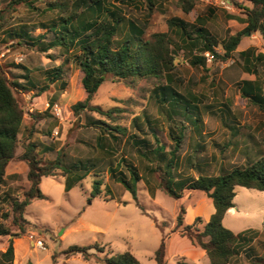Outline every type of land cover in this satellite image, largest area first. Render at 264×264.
<instances>
[{
  "label": "rangeland",
  "instance_id": "374dc122",
  "mask_svg": "<svg viewBox=\"0 0 264 264\" xmlns=\"http://www.w3.org/2000/svg\"><path fill=\"white\" fill-rule=\"evenodd\" d=\"M8 1L0 0V8ZM228 1L230 7L225 9L213 5V0H194L193 9L184 14L178 5L179 0H154V11L150 16L141 3L125 8V13L138 22L147 20L146 38L156 32H168L167 20L177 17L196 27L202 26L210 38L218 43L229 34L243 31L245 27V23L239 19L243 18L241 12L247 2ZM36 6L43 8L41 3ZM197 16L203 20V24L195 21ZM50 18L48 12L28 11L19 6L6 28L13 26L17 30L19 24H27L30 35L36 37L43 33L38 22ZM7 32L0 33V65L10 80L29 87L23 79V75L28 74L29 81L35 86L29 92L19 90L18 96L25 111L20 140H24L30 126H33L31 137L37 145L38 157L43 162H51L59 152L63 166L69 169V177L73 178L74 174L80 177L70 187L66 185V176L61 175L59 170L54 176L41 179L39 189L45 198L33 200L24 210L23 216L30 225L17 238L20 240L15 247L16 261L19 264H103L95 258L85 261L79 255L66 260L61 254L71 246L97 245L101 251L97 248L90 251L100 259L129 249L139 264H155L154 251L162 234L174 228L178 206L183 205L186 209L200 198L205 199L203 209L211 203L199 191L185 192L179 200L168 196L158 187L160 172H151L150 167L147 168L150 162H147L144 153L138 155L137 151L144 150L145 146L135 142L142 138L148 140L150 147H154L156 136L165 145L166 152L171 148L168 125L153 99L156 81H106L90 104L102 111L113 110L111 118L88 111L74 115L72 106L86 97L80 82V70L70 62L65 63L61 78L37 95V90L47 81L46 72L59 66L65 56L58 49L42 53L36 46L12 45L16 38L8 37ZM247 32H244L236 50L241 48L243 42L254 48L255 54H264V42L259 35H247ZM169 35L175 42H180L175 31L169 30ZM48 40L49 35L44 42ZM201 48V44H197L192 55L201 53ZM213 50L220 55L219 46ZM49 54L54 59L47 57ZM190 54L186 55L182 50L175 54L173 74L182 80L181 90L183 88L197 95L201 128L197 130L191 125L187 126L179 152L183 158L179 170L196 177L242 166L256 157L260 148L256 143L261 145V149L264 148V112L247 103L237 87L240 80H253L255 76L244 71L243 59L237 51L226 61L205 59V68L190 66ZM257 71L264 94V62L257 64ZM31 116H38L35 118L39 119L34 121ZM97 120L108 126L124 128V134L96 124ZM98 125L105 131H101ZM100 136L105 138L102 142L107 144L104 147L109 152L107 155L96 147V140ZM21 152L19 143L16 154ZM188 157L194 162L192 169H187L184 163ZM117 165L126 180L130 179L131 165L138 169L141 179L137 181L132 177L130 181L135 189V198L124 188L120 175L112 176L109 169ZM16 180L17 184L9 190L4 191L0 187V191L3 190L0 192V216L10 213L11 200L23 189L22 180L19 177ZM95 182L98 184L94 185ZM234 192V207L231 213L225 214L223 225L235 235L242 236L246 243L244 250L232 259L231 264H264V191L235 187ZM196 207L201 208V205ZM200 217L204 218L202 215ZM0 222L6 226L11 224L10 217L6 221L0 217ZM156 224L162 226L163 232ZM11 230L17 231L14 227ZM9 238L0 237V249L7 246ZM37 240L42 242L43 248H36L32 244ZM190 244L186 237L171 234L166 244L167 264H178L179 260L195 264L187 255ZM196 264H209V261L205 256Z\"/></svg>",
  "mask_w": 264,
  "mask_h": 264
},
{
  "label": "trees",
  "instance_id": "16d2710c",
  "mask_svg": "<svg viewBox=\"0 0 264 264\" xmlns=\"http://www.w3.org/2000/svg\"><path fill=\"white\" fill-rule=\"evenodd\" d=\"M243 1L247 2L242 8L243 18L239 19L245 23L243 31L229 34L218 43L210 38L208 31L202 26L196 27L177 17L167 20L168 32H156L146 38L147 20L138 22L130 18L126 15L125 8L136 7L138 3H141L145 5L148 10L147 15L150 16L154 11V0H9L0 8V33L8 31L6 33L8 37H15L16 41L12 42V45L36 46L42 53L58 49L65 56L59 66L46 72L47 81L37 90V95L46 91L49 84H54L61 78L65 63L70 62L80 70L82 73L80 82L86 97L72 106L74 115L88 111L111 118L113 110L102 111L99 107L90 104L99 87L106 81L138 79L156 81L152 91L153 99L168 125L171 148L166 152L165 145L156 136H154L156 142L154 147H150L148 140L142 138L135 142L137 145L145 146L144 150L137 151L138 155L144 153L147 162H150L147 168L150 167L151 172H160L158 187L168 196L179 200L185 192L199 191L211 201L214 212L206 222L201 217H195L191 224L186 225L183 222L185 208L179 205L174 228L169 233L162 234L159 245L154 251L155 264H167L166 242L174 233L186 237L192 245L203 249L209 264H231L232 259L244 250L243 246L246 243L242 236L235 235L223 225L226 212L234 207V189L243 187L264 191V148L261 149L259 143H256V146L260 147L257 149L256 157L242 166L220 170L213 175H197L196 177L179 170L183 160L179 152L185 130L189 125L199 130L201 121L197 95L189 90L184 91L183 88L181 90L182 80L173 74L174 56L180 50L188 55L200 43L201 53L196 55L191 53L189 64L192 67L205 68V58L201 55L203 52L208 51L214 58L226 61L236 51L246 31L250 34H258L264 42V0ZM37 3H41L43 8L36 6ZM178 5L182 12L187 14L193 9L194 0H179ZM19 6L25 7L28 11L48 12L51 15L50 19L38 22L43 30L42 34L36 37L31 36L27 24H19L17 30H14L13 26L6 28ZM230 18L234 19L233 16ZM195 21L203 24L199 16L195 18ZM169 30L178 34L180 42H175L170 37ZM48 35L49 40L44 42ZM216 46H219L220 55L214 53L213 49ZM239 56L243 59L244 71L255 76L253 80L237 82L240 95L246 99L247 103L264 112V94L257 71V64L264 62V54H255L252 49H247L240 52ZM47 57L54 59L50 54ZM23 69L28 73L26 68ZM28 77V74L23 75V79L29 86L26 87L14 79L10 80L0 65V187L5 184V168L10 161H23L28 168L26 173L28 187L21 190L20 199L16 197L11 200L10 213L6 212L0 216L2 221L10 217L11 223L10 226H6L0 222V237H10L5 250L0 252V264H12L13 239L19 238L28 230L30 223L23 216L25 208L33 200L45 198L39 189L41 179L54 176L59 170L61 175L66 176V185L70 187L80 178L75 174L73 178L69 177V169L63 166L59 152L51 162H43L38 157L37 145L31 137L33 126H30L24 140H20L19 133L23 126L25 111L20 103L19 90L29 92L35 88ZM35 117L32 118L37 121L39 118ZM96 124H102L117 134H124L125 131L120 126H108L100 120H97ZM137 126L139 127L138 124ZM97 127L101 129L99 125ZM109 134L114 136L112 132ZM103 140L105 138L98 137L96 147L107 155L109 152L104 150L107 144H103ZM19 143L22 152L17 155ZM185 159L187 169H192L194 162L190 157ZM119 168L117 165L109 170L112 171V176L120 175L119 179L124 188L129 190L135 198V189L130 181L132 177L137 181L141 179L138 169L131 165L130 179L126 180L125 174ZM97 184L98 182L94 183V185ZM96 192L98 193V190ZM156 226L163 232L162 226L157 224ZM11 227L16 228L17 231L11 230ZM97 247V245L71 246L63 250L61 254L64 258L79 255L85 261L95 258L103 264H139L129 249L100 259L90 251ZM51 257L55 258L54 255ZM178 264L188 263L179 260Z\"/></svg>",
  "mask_w": 264,
  "mask_h": 264
},
{
  "label": "crops",
  "instance_id": "0c3cea01",
  "mask_svg": "<svg viewBox=\"0 0 264 264\" xmlns=\"http://www.w3.org/2000/svg\"><path fill=\"white\" fill-rule=\"evenodd\" d=\"M240 45V44H239ZM247 49H252L254 52V48H251L250 45H245L243 42L241 44V48L236 50L238 53L245 51ZM247 80V79H245ZM19 155V154H17ZM27 165L20 160H13L10 161L8 163V165L5 168V184L3 186H1V188L5 190H9L10 187H12L13 185L17 184V180L15 176H18L23 183V189L28 187V182L26 180V173H27ZM14 179V180H13ZM3 190H1L0 192L2 193ZM16 197L17 198H21L20 194L16 193ZM197 203H192L191 205H189L188 207H186L185 209V215H184V224L188 225L191 224L195 217H200L201 215L204 217L203 220L206 222L209 219V216L214 212V207L211 203H209L208 205L205 206V211H203L204 209L202 208V205L205 202L204 198H200L198 200H196ZM200 206L196 207V206ZM205 205V204H204ZM233 210V208L229 209L227 213H231ZM202 218V217H201ZM174 235H178L177 233H174ZM179 237H181L180 235H178ZM170 238V237H169ZM20 239H14L15 243L13 244V261L12 264H19L20 262L16 261V256H17V250H16V243L17 241ZM29 244H31V242H29ZM167 244V242H166ZM6 248V247H5ZM5 248H1L0 252H3L5 250ZM188 253L187 255L191 257V260L196 264L199 263V261L201 259H203L205 257V252L203 249L197 247V246H192L191 244L188 245ZM167 251V248H166ZM25 253H23L22 255L24 256ZM25 258V257H24ZM57 258V257H56ZM66 260L68 258H65ZM21 260V259H20ZM57 262V261H55Z\"/></svg>",
  "mask_w": 264,
  "mask_h": 264
},
{
  "label": "built area",
  "instance_id": "2783aa9c",
  "mask_svg": "<svg viewBox=\"0 0 264 264\" xmlns=\"http://www.w3.org/2000/svg\"><path fill=\"white\" fill-rule=\"evenodd\" d=\"M213 5L217 6V7H221V8H225L228 9L230 7V3L228 0H213ZM205 59L207 61H212L214 59V56L212 53L206 51L203 53ZM56 134V131L54 132ZM36 248H43V244L40 240H37L35 242L32 243Z\"/></svg>",
  "mask_w": 264,
  "mask_h": 264
},
{
  "label": "water",
  "instance_id": "95a60500",
  "mask_svg": "<svg viewBox=\"0 0 264 264\" xmlns=\"http://www.w3.org/2000/svg\"><path fill=\"white\" fill-rule=\"evenodd\" d=\"M247 35H249V32H247Z\"/></svg>",
  "mask_w": 264,
  "mask_h": 264
}]
</instances>
